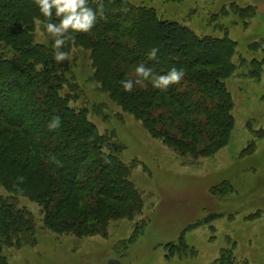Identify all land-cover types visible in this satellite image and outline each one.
Here are the masks:
<instances>
[{"label": "trees", "instance_id": "trees-1", "mask_svg": "<svg viewBox=\"0 0 264 264\" xmlns=\"http://www.w3.org/2000/svg\"><path fill=\"white\" fill-rule=\"evenodd\" d=\"M103 3L105 19L98 14L91 31L72 33L74 39L62 49L69 59L74 49L86 52L89 80L98 92L175 153L196 159L222 150L234 123L225 81L246 65L241 58L238 64L232 61L236 42L227 35L198 36L154 8L129 0ZM89 6L96 8V0H89ZM255 7L231 2L218 15L232 13L243 22L255 18ZM36 18L46 22L34 0H0V252L34 244L36 221L18 206V197L39 207L41 229L77 238L106 237L111 222L135 218L143 209V199L130 181L131 168L120 160V146L100 135L83 110L69 106L71 99L64 91L76 88L72 63L54 59V38ZM51 22L59 23L55 10ZM37 29L51 44L36 41ZM152 48L159 49L155 60L148 59ZM138 62L152 68L154 75H164L172 67L185 75L167 91L148 80L127 92L122 81L138 78ZM263 63L249 61V75L259 77ZM55 116L61 118V126L49 130L48 122ZM89 137L94 140L89 142ZM49 154L63 167L51 163ZM19 177L24 178L18 186L23 191L13 187ZM230 188L222 182L218 196H226ZM177 243L172 252L190 254L182 236ZM231 252L222 250L210 264H245ZM6 262L0 256V264Z\"/></svg>", "mask_w": 264, "mask_h": 264}, {"label": "rangeland", "instance_id": "rangeland-1", "mask_svg": "<svg viewBox=\"0 0 264 264\" xmlns=\"http://www.w3.org/2000/svg\"><path fill=\"white\" fill-rule=\"evenodd\" d=\"M129 1L154 8L198 36L227 35L236 42L232 61L241 58L246 65L225 81L234 117L227 144L210 157L175 153L98 92L89 80L88 54L74 49L69 60L76 88L64 91L69 106L83 110L100 135L120 146V160L131 168L130 181L143 199L142 212L111 222L106 237L77 238L41 229L39 207L18 197V206L36 221L34 244L2 248L0 256L7 264H210L230 249L240 262L264 264V63L259 77L248 73L249 61H264V0ZM231 2L254 3L255 18L242 19L244 26L232 13L219 16ZM35 31L36 41L51 44ZM222 182L231 187L224 197L217 194ZM181 236L190 254L171 251Z\"/></svg>", "mask_w": 264, "mask_h": 264}, {"label": "clouds", "instance_id": "clouds-1", "mask_svg": "<svg viewBox=\"0 0 264 264\" xmlns=\"http://www.w3.org/2000/svg\"><path fill=\"white\" fill-rule=\"evenodd\" d=\"M38 6L39 12L46 18V22H41L38 18L35 22L40 25L43 23V28L47 33L54 38V59L57 62H63L69 59V53L62 49L68 41L74 39L72 33H87L91 31L97 22V16L105 19L103 0H96L97 7L89 6V0H34ZM59 18V23L51 22L53 16ZM159 49L152 48L148 52V59L155 60L157 58ZM135 73L138 77L135 80L127 79L122 81V88L127 91H133L136 85L145 86L144 82L151 80L154 88L162 91H167L170 86L179 84L183 79L185 73L182 69L172 67L164 75H154L152 68L148 67L144 62H138L135 67ZM61 126V118L59 116L53 117L48 122L49 130H56ZM94 140V137H89V142ZM49 161L56 164L58 167H63L55 155L49 154ZM24 178L19 177L13 187L17 191H23L18 186L23 184Z\"/></svg>", "mask_w": 264, "mask_h": 264}]
</instances>
